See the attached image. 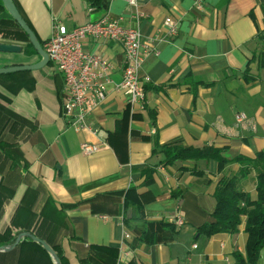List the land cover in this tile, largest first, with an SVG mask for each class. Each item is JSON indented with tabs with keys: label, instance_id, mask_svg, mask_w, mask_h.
<instances>
[{
	"label": "crops",
	"instance_id": "obj_1",
	"mask_svg": "<svg viewBox=\"0 0 264 264\" xmlns=\"http://www.w3.org/2000/svg\"><path fill=\"white\" fill-rule=\"evenodd\" d=\"M13 2L42 45L56 27L71 32L109 15L139 29L152 50L142 72L150 79L145 100L131 106L117 88L122 47L83 43L112 64L107 99L87 121L96 135L75 131L62 116L64 81L50 63L0 76V248L31 234L61 250L66 264H235V252L246 254L247 217L235 235L198 229L215 222L218 184L239 175V164L223 173L214 161L166 166L159 148L226 149L228 160L264 153V0H204L201 9L199 0H136V7L108 0L102 9L92 0ZM168 18L178 25L174 38L164 27ZM20 29L0 0V44L24 50ZM23 50L0 54V69L41 61ZM83 143L100 151L84 156ZM256 176L241 183L252 200ZM161 222L175 231L160 233L154 245L138 239L146 223ZM40 246L24 238L0 252V264H55ZM128 251L132 258L121 263Z\"/></svg>",
	"mask_w": 264,
	"mask_h": 264
},
{
	"label": "built area",
	"instance_id": "obj_2",
	"mask_svg": "<svg viewBox=\"0 0 264 264\" xmlns=\"http://www.w3.org/2000/svg\"><path fill=\"white\" fill-rule=\"evenodd\" d=\"M204 0H199L197 9H201ZM130 6L136 7V0H128ZM93 9L89 8L88 12ZM139 18V17H138ZM169 37L178 35V25L168 18L164 22ZM53 35L43 44V50L48 55L49 63L63 78L65 101L62 107V116L69 126L77 132L90 131L94 135L97 131L88 125L89 116L100 107L107 99V86L111 83L110 73L112 64L105 57L89 53L84 50L83 43L92 40L100 46L110 43L122 47L126 59L123 79L118 90L128 96L131 106L142 105L145 100L144 83L150 79L142 76L146 54L151 52L150 44L142 42L139 29L124 27L121 20L105 16L96 22H88L71 32L63 27H56ZM236 120H246L245 115H237ZM84 156H92L100 151V147L89 143L81 145ZM105 219V218H104ZM183 221L178 219L176 226H183ZM125 240L131 241V233H125ZM196 248V246H194ZM128 251L121 263H125L132 254Z\"/></svg>",
	"mask_w": 264,
	"mask_h": 264
},
{
	"label": "trees",
	"instance_id": "obj_3",
	"mask_svg": "<svg viewBox=\"0 0 264 264\" xmlns=\"http://www.w3.org/2000/svg\"><path fill=\"white\" fill-rule=\"evenodd\" d=\"M92 2L98 9L105 8L108 5V0H92ZM11 20L14 22L12 18ZM21 39L27 42V46L23 50L24 55L27 57L35 56L37 52L23 31ZM159 149L165 156L164 165L166 166L175 164L178 161H214L218 165V171L223 173L229 164H239L241 168L239 175L231 178L224 177L218 184L214 194L216 207L212 215L215 222L199 228L198 233L209 237L222 233L235 235L239 231L242 217H247L246 233L248 241L246 254L235 252V264H257L264 249V153H258L254 160L241 156L228 160L225 157L226 149L214 147L195 149L173 145L160 147ZM252 172L257 174V197L255 200H252L250 195L241 189L242 181L246 180ZM146 175H149V173H146ZM124 224H126L125 220ZM145 225V229L140 232L138 239L148 245L161 242L160 233L168 230L175 231L176 229L174 224L164 222L146 223ZM53 250L60 263L66 264L62 251L59 249Z\"/></svg>",
	"mask_w": 264,
	"mask_h": 264
},
{
	"label": "water",
	"instance_id": "obj_4",
	"mask_svg": "<svg viewBox=\"0 0 264 264\" xmlns=\"http://www.w3.org/2000/svg\"><path fill=\"white\" fill-rule=\"evenodd\" d=\"M4 8L7 10L11 18L14 22L21 28V30L27 35L30 44L34 47L37 52L38 57L41 58V61L35 65H17L13 67H8L4 69H0V76L14 74L19 72H32V71H39L44 69L49 64L48 55L44 52L42 44L38 40L35 33L32 31L28 23L24 20L21 16L19 10L15 6L13 0H2ZM22 48L16 45H7V44H0V54H20L22 53ZM28 238L31 239L33 242L41 245L43 249L49 253L52 258L54 259L55 264H61L59 258L57 257L55 251L44 241L38 239L37 237L31 234H23L21 235L15 243L10 247L0 248V252H10L13 251L21 242L22 239Z\"/></svg>",
	"mask_w": 264,
	"mask_h": 264
}]
</instances>
